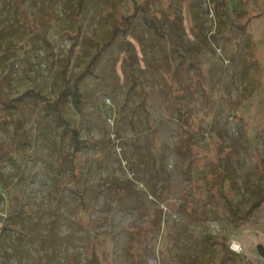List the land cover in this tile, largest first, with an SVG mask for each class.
I'll return each mask as SVG.
<instances>
[{"label": "rangeland", "instance_id": "1", "mask_svg": "<svg viewBox=\"0 0 264 264\" xmlns=\"http://www.w3.org/2000/svg\"><path fill=\"white\" fill-rule=\"evenodd\" d=\"M133 1L50 0L57 26L48 27L44 0H0V47L26 43L0 55V98L21 105H8V113L0 108V264H264V201L239 227L230 220L264 198V0H152L169 35L171 14L184 40L201 48L203 85L196 84L197 98L183 97L199 129L186 142L175 113L161 115V100L169 99L163 75L178 63L168 43L142 28V46L132 34H118L83 84L90 107L79 136L95 142L82 153V183L91 191L85 218L95 223L77 217L68 165L56 193L55 160L65 138L42 105L58 94L69 47L64 31L73 28L68 14L80 5L76 72L112 29V13L127 14ZM18 3L42 22L35 33H28ZM126 48L150 85L154 131L129 125L131 118L136 126L144 120L130 111L140 96L127 97ZM67 116L79 123L73 108ZM10 205L21 206L22 234L10 228Z\"/></svg>", "mask_w": 264, "mask_h": 264}, {"label": "trees", "instance_id": "2", "mask_svg": "<svg viewBox=\"0 0 264 264\" xmlns=\"http://www.w3.org/2000/svg\"><path fill=\"white\" fill-rule=\"evenodd\" d=\"M49 3L50 0H44L45 19L43 21L48 27H56L57 25L54 24L56 23V16L50 11V8L48 7ZM80 3H82V0H79V4ZM151 6L152 0H147L146 2L135 0L132 2L130 11L127 14L116 9L112 13V29L104 31V37L102 40L96 42V48L89 55L88 61L79 67V70L76 72H73L72 64L74 59L80 56V51L78 50L77 46L80 42V37L82 36V10L80 9V5L76 9L71 10L68 14V17L73 23V28H67L64 31L66 37L69 40V47L64 53L60 68L57 72L60 82L58 94L53 100H44L42 105L43 113L47 115H53L54 121L60 127V136L65 138L55 160L57 166L56 193H59L62 187L65 185V182L61 176V172L64 166L68 165L71 176L70 189L78 195L79 203L81 205L77 217L81 220L83 219L82 221L84 222L87 221L90 225L94 224L95 221L85 218V216L88 217L90 211L87 197L90 195L91 191L82 183V169L87 164V159L82 156V153L86 146H94L95 142L89 139L81 140L79 136L81 122L86 117L85 111H87V107H90L86 103V93L83 91V84L88 77L94 75L99 60L105 54V51L111 46L113 40L118 34L122 35L123 37H126L127 34H132V37H134L140 43V46H142V28L144 30L153 31L160 38H162V40L168 43L169 49L176 54L178 63L173 71H170V73L167 71L168 73L166 72L163 75L166 82L168 83L167 92L169 94V99L163 98L161 100V115L165 118H170L172 113H175L174 117L180 131L182 132V139L186 142H191L193 140L192 135L197 133L199 129V124L196 123V118L192 113V106L186 104L183 97L186 92H189L194 98H197L198 89L196 84L199 83V87L200 84L203 85L200 73L201 65L199 61L201 48L195 41L184 40L179 29V24L177 25L175 23L176 16L171 14L167 15L166 17L170 28L169 35L164 27L162 12H156L155 10H152ZM1 7L2 5L0 3V8ZM18 8L21 19L28 29V33H35L36 30L41 27L40 23L42 22H34L32 19L33 15L27 13V9L23 5L18 3ZM138 19H140L139 23ZM11 26L14 28L15 24L13 23ZM1 31L2 27L0 23V32ZM24 40L25 39H22L16 45H13L12 48H10V46L0 47V55L6 50H15L17 53L23 48L24 45H26ZM125 58L129 66L130 73V84L127 91V97H129L131 94H137L140 96V101L135 105H131L130 111L132 117L135 115V113H137L140 114L144 120L143 125L141 124L136 126L131 118L129 120V125L131 126V129L136 132H138V128H146L148 130L154 131L156 120L153 117L152 93L150 85L138 75L132 59V53L127 48L125 49ZM186 68L190 69L188 71L191 72L192 76L191 82L189 84H185L183 82L182 71ZM2 84L3 83L0 81V86H2ZM202 85L201 89L204 90ZM8 105L14 107L16 106L15 108L21 107V105H12L11 101L8 102L0 98V108L4 111V113H8ZM67 107H71L75 110L79 123H75L73 125L69 123ZM6 121L13 128V130H16V124L13 122V120L8 119ZM18 136L19 135L17 134V137ZM188 144L190 146L191 143ZM12 157L14 160L18 159L17 155L14 153ZM6 193L9 194L10 192L7 190ZM15 199L20 203L22 202V199L20 198ZM261 201H264V198L256 200L250 205L245 213L242 215L236 214V216L230 218V220L236 227H239L243 224L242 220L246 219L247 215H249L252 212V209L258 206ZM9 208L10 218H12L10 228L15 233L22 234L21 222L18 219L21 213H23L21 212V206L13 207L10 205ZM236 218H238V221ZM2 230L3 228L0 229V238H5V236H2ZM95 247L99 248L98 244H95L89 249L90 255H93L95 252ZM45 248L47 250L48 246H45ZM103 263L104 261H102V264Z\"/></svg>", "mask_w": 264, "mask_h": 264}, {"label": "built area", "instance_id": "3", "mask_svg": "<svg viewBox=\"0 0 264 264\" xmlns=\"http://www.w3.org/2000/svg\"><path fill=\"white\" fill-rule=\"evenodd\" d=\"M234 247H235V245H234Z\"/></svg>", "mask_w": 264, "mask_h": 264}]
</instances>
